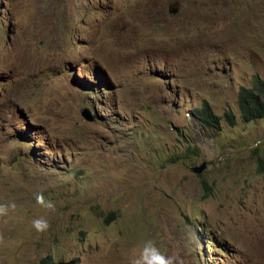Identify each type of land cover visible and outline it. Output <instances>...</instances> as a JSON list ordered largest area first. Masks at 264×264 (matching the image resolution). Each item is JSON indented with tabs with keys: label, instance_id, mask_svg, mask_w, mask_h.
Masks as SVG:
<instances>
[{
	"label": "rangeland",
	"instance_id": "obj_1",
	"mask_svg": "<svg viewBox=\"0 0 264 264\" xmlns=\"http://www.w3.org/2000/svg\"><path fill=\"white\" fill-rule=\"evenodd\" d=\"M255 74L264 0H0V264H128L147 239L264 264V119L238 101ZM205 101L235 124L205 127Z\"/></svg>",
	"mask_w": 264,
	"mask_h": 264
},
{
	"label": "trees",
	"instance_id": "obj_2",
	"mask_svg": "<svg viewBox=\"0 0 264 264\" xmlns=\"http://www.w3.org/2000/svg\"><path fill=\"white\" fill-rule=\"evenodd\" d=\"M238 101L244 121H258L264 119V80L259 75L254 76L253 86H241L238 93ZM194 115L201 123L208 128L221 130V120L224 119L231 124H235L236 116L233 112H226L225 116L218 115L209 102L205 101L201 108H198ZM258 172L264 174V158L258 157ZM114 215V213H112ZM52 256H46L41 260V264H52Z\"/></svg>",
	"mask_w": 264,
	"mask_h": 264
},
{
	"label": "clouds",
	"instance_id": "obj_3",
	"mask_svg": "<svg viewBox=\"0 0 264 264\" xmlns=\"http://www.w3.org/2000/svg\"><path fill=\"white\" fill-rule=\"evenodd\" d=\"M36 202L43 208L55 211L56 205L53 201L47 200L42 193L36 195ZM16 204L0 203V217L7 216L10 210L16 209ZM32 227L40 233L46 232L50 228V223L46 217H37L32 221ZM4 242V236L0 234V243ZM128 264H183V261L176 255L163 251L153 239L145 240L142 245L134 248L128 257Z\"/></svg>",
	"mask_w": 264,
	"mask_h": 264
},
{
	"label": "water",
	"instance_id": "obj_4",
	"mask_svg": "<svg viewBox=\"0 0 264 264\" xmlns=\"http://www.w3.org/2000/svg\"><path fill=\"white\" fill-rule=\"evenodd\" d=\"M179 6L180 3L179 1H174L169 5V12L172 14H176L179 11ZM91 110L89 108H85L84 110L81 111V115L88 121H94L95 116L90 112ZM206 167V164L203 163L200 166H195L191 168V171L196 172V173H201Z\"/></svg>",
	"mask_w": 264,
	"mask_h": 264
}]
</instances>
